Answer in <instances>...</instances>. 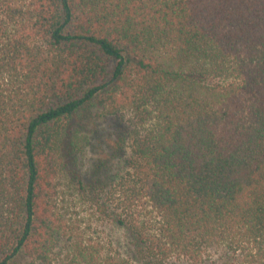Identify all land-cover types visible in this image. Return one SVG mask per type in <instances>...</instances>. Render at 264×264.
I'll return each instance as SVG.
<instances>
[{
    "label": "trees",
    "instance_id": "1",
    "mask_svg": "<svg viewBox=\"0 0 264 264\" xmlns=\"http://www.w3.org/2000/svg\"><path fill=\"white\" fill-rule=\"evenodd\" d=\"M0 264H264V0H0Z\"/></svg>",
    "mask_w": 264,
    "mask_h": 264
},
{
    "label": "rangeland",
    "instance_id": "2",
    "mask_svg": "<svg viewBox=\"0 0 264 264\" xmlns=\"http://www.w3.org/2000/svg\"><path fill=\"white\" fill-rule=\"evenodd\" d=\"M98 154L97 153V150H90L87 155L85 156V163L92 168L93 166V163L95 162V160L98 158ZM103 228H98V233L97 234H101L103 235L104 232H103ZM109 232L112 234L113 236V239H114V246L113 248L116 250V251H119L120 253L121 252H125L126 250V246H125V238H124V235H125V231L121 228H117V227H113V226H109V230L107 228H105V233L106 232ZM96 234V235H97ZM220 253V251H217V250H212V253L214 256H217L218 254Z\"/></svg>",
    "mask_w": 264,
    "mask_h": 264
}]
</instances>
